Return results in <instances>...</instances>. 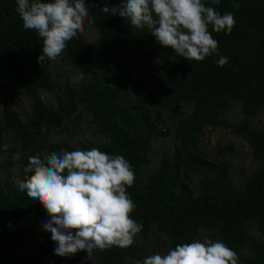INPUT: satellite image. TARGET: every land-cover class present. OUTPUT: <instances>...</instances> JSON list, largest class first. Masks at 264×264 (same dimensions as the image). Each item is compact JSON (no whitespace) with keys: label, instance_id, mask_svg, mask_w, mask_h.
I'll return each mask as SVG.
<instances>
[{"label":"trees","instance_id":"obj_1","mask_svg":"<svg viewBox=\"0 0 264 264\" xmlns=\"http://www.w3.org/2000/svg\"><path fill=\"white\" fill-rule=\"evenodd\" d=\"M85 2L94 20L91 25L86 23L85 29L97 30L98 46H88L83 31L68 43L65 56L78 71L85 73L90 60H95L98 70L91 81L85 75L79 86L66 87L61 94H55L57 107L52 109L39 96L40 90L53 92L56 87L51 74L37 63L43 41L35 31L23 28L16 0H0V91L9 81H15L33 98L31 127L4 103L0 155L5 151L3 132L8 130L24 153L19 163L20 181L30 156L62 149L73 151L66 143H46L45 137L64 121L76 124L82 113L71 119L80 105L89 114L96 134L107 140L97 148L109 155H122L130 162L135 174L133 185L127 189L136 204L132 218L144 225L131 247L94 253L95 264L141 260L138 239L146 236L152 225L166 235L169 248L193 242L203 230L214 232L217 240L238 257L247 245L245 224L256 221L264 225V132L252 129L248 119L228 125L220 117L229 109L230 101L241 104L246 118L256 116L264 107V0H220L218 5L202 0L221 14L232 12L236 19L230 35L209 29L218 41L219 56L213 54L203 62L184 60L173 50L160 46L148 29L133 32L127 19L102 12L105 6L121 7L125 0ZM234 3L240 7L234 8ZM131 49L141 60L161 58L164 63L140 65L135 70L124 61ZM220 56L228 58L224 67L217 64ZM149 75L154 88L169 98L158 105L160 109L181 103L191 104L192 109L177 122L174 136L180 142L179 148L172 156L164 153L157 169L139 188L140 168L148 161L143 151L161 135L157 106L153 101L142 102ZM127 93L135 100L127 101ZM205 126L229 128L248 143L253 158L262 163L244 191L231 181L225 165L210 162L197 149ZM41 128L46 131L41 132ZM191 173L201 177L200 194L193 191ZM5 184L6 187L0 181V264H45L53 244L51 233L42 228V222L48 219L46 210L26 192L10 187L7 181ZM86 255L79 252L68 258L53 253L48 264H81ZM246 264H264V253L257 252Z\"/></svg>","mask_w":264,"mask_h":264},{"label":"clouds","instance_id":"obj_2","mask_svg":"<svg viewBox=\"0 0 264 264\" xmlns=\"http://www.w3.org/2000/svg\"><path fill=\"white\" fill-rule=\"evenodd\" d=\"M212 3L218 5L220 0ZM16 4L23 28L35 31L43 41L37 59L42 67L46 61L60 64L68 43L85 30L86 23H94L85 0H16ZM102 12L127 19L132 29H148L160 46L189 62L219 56L218 41L209 29L230 35L236 24L232 12L221 14L202 0H125L121 7L105 6ZM228 63L225 56L217 60L220 67ZM84 79L85 73L78 71L70 82L79 86ZM10 147L3 145L5 151ZM23 172L18 190L46 210L42 228L51 233L55 255L70 258L86 252L92 261L96 252L131 247L142 232L143 223L132 218L136 204L127 191L135 174L124 156L95 147L62 149L30 156ZM237 260L225 243L205 237L147 255L136 264H237Z\"/></svg>","mask_w":264,"mask_h":264},{"label":"rangeland","instance_id":"obj_3","mask_svg":"<svg viewBox=\"0 0 264 264\" xmlns=\"http://www.w3.org/2000/svg\"><path fill=\"white\" fill-rule=\"evenodd\" d=\"M136 32L137 29H132ZM84 36L86 43L93 49L98 46L97 30L95 28H86L84 30ZM125 64L136 68L140 65L143 66H157L164 63L161 58H156L151 61L141 60L136 55L134 49H131L124 58ZM45 69L51 74L53 81L55 82V90L53 92L40 90L39 96L44 105L49 108L57 107V98L55 94H61L66 87H76L70 82V77L78 70L75 68L74 63L69 60L65 55L60 64L55 62L46 61L44 65ZM98 70V66L95 60H90L85 67V75L87 80L91 81L93 75ZM134 70V71H135ZM145 91L143 93L144 100L153 101L159 110L158 128L161 135L152 140L149 146L145 147L143 152H146L148 159L147 163L141 165L140 173L137 179V186L143 187L149 175H151L158 167L162 155L164 153L172 156L179 148L180 142L174 136V132L177 126V122L186 117L191 109V104H179L172 105L169 108L160 109L158 105L166 102L169 98L162 96L153 85V79L151 75L146 77ZM125 99L135 100V97L127 93ZM8 103L13 110L19 115L21 120L28 126H32V107L33 98L25 92V89L15 81H9L7 85L0 91V128L2 127V107L4 103ZM82 113V114H81ZM78 114H81L79 120H75L76 124L72 121H64L62 126L55 132L47 134L45 137L46 143H66L73 150H81L82 146H88L91 148H97L98 146L106 144L107 140L95 132V127L90 122L89 114L86 113L82 106L78 105L76 114L71 120L76 118ZM221 119L226 121L228 125L238 124L248 119L251 128L264 132V107L254 117L246 118L241 112V104L230 101L229 109L222 113ZM46 131L45 128H41V132ZM71 133L73 135L71 136ZM4 144H9L11 147L4 151L0 155V181L6 187L5 181L12 188L18 189L19 183V168L20 160L23 156L17 147L14 135L6 130L3 132ZM197 149L203 153L210 162L216 164H223L226 166V171L229 178L234 185L244 191L247 183L253 177L255 171L262 167V163L253 158L251 149L247 142H245L240 136L235 135L229 128L205 126L204 135L197 144ZM142 152V153H143ZM18 157V159H14ZM191 186L195 194H200L199 183L201 177L195 173L190 174ZM245 226L247 227V245L238 254L237 264H246V262H252L256 257L257 252L264 253V225L260 226L256 221H248ZM205 237L217 240L214 232H208L200 230L195 238L203 239ZM31 242L34 239H30ZM55 243L52 244V252L45 259V264H48L54 253ZM139 257L141 261L147 255L155 254L157 252L163 254L169 249V242L166 235L161 232L157 225H152L150 231L144 237L138 239ZM81 264H95V258L91 260H83ZM125 264H136L135 261L128 259L125 260Z\"/></svg>","mask_w":264,"mask_h":264}]
</instances>
